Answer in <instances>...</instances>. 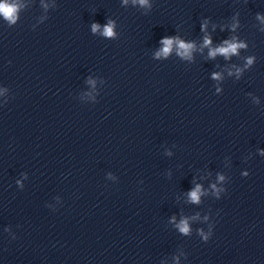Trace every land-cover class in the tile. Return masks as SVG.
Instances as JSON below:
<instances>
[{
  "label": "clouds",
  "instance_id": "clouds-1",
  "mask_svg": "<svg viewBox=\"0 0 264 264\" xmlns=\"http://www.w3.org/2000/svg\"><path fill=\"white\" fill-rule=\"evenodd\" d=\"M144 2H145V0H141V3H144ZM0 11H2L3 14L6 17H11V15L13 13V8L12 7H8V6H4V5H0ZM105 31H106V34L107 35H111L112 34L110 27L109 28H106ZM165 43L168 44V45H170L171 44V41H165ZM205 43L207 44V43H209V41L206 40ZM181 47L187 49L190 46H186V45L181 44ZM168 50L169 49L166 47L164 49L165 53H167ZM216 51H219V52H222V53H225V54H227L228 52H235L236 51V45H230L228 48H221V49H217ZM211 55H215V52H212ZM192 196H193V199H196V194L195 193H193ZM182 230L183 231H187V228L185 227Z\"/></svg>",
  "mask_w": 264,
  "mask_h": 264
}]
</instances>
